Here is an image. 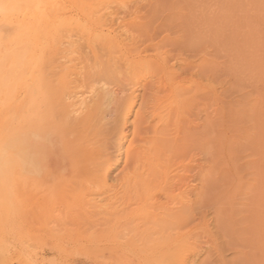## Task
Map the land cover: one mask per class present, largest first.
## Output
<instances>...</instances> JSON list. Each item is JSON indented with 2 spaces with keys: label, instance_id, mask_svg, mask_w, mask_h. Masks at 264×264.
Wrapping results in <instances>:
<instances>
[{
  "label": "rangeland",
  "instance_id": "1",
  "mask_svg": "<svg viewBox=\"0 0 264 264\" xmlns=\"http://www.w3.org/2000/svg\"><path fill=\"white\" fill-rule=\"evenodd\" d=\"M108 6L106 27L63 7L118 42L108 87L135 98L120 151V119L85 122L109 155L84 183L19 185L0 207V264H264V0Z\"/></svg>",
  "mask_w": 264,
  "mask_h": 264
},
{
  "label": "bare ground",
  "instance_id": "2",
  "mask_svg": "<svg viewBox=\"0 0 264 264\" xmlns=\"http://www.w3.org/2000/svg\"><path fill=\"white\" fill-rule=\"evenodd\" d=\"M66 1L0 0V207L11 202L19 185L38 186L39 178L48 187L86 182L90 164L106 154L105 141L88 138L93 132L87 133L88 120L92 127L97 122L99 131L120 119L117 135H112L118 142L113 154L120 151L125 119L135 98L134 92L123 96L122 86L108 87L110 59L118 42L103 28L95 33L69 26ZM74 1L87 22L95 19L108 25L113 13L101 12L99 6L108 9L113 0H94V5L88 3L93 0ZM79 20L80 15L72 21ZM75 164L84 171L73 174ZM106 174L101 175L102 183Z\"/></svg>",
  "mask_w": 264,
  "mask_h": 264
}]
</instances>
